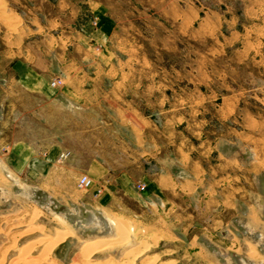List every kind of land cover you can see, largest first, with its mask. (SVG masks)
Segmentation results:
<instances>
[{"label":"rangeland","instance_id":"obj_1","mask_svg":"<svg viewBox=\"0 0 264 264\" xmlns=\"http://www.w3.org/2000/svg\"><path fill=\"white\" fill-rule=\"evenodd\" d=\"M80 3H87L90 12L77 16ZM244 3L249 4L248 15H258L247 17L248 29L264 25V0L259 5L251 4L253 0H0V67L6 60L22 58L24 48L34 45L55 47L57 53L71 57L86 56L93 48L114 52L126 83L119 86L124 107L130 109V103L152 109L148 119L156 127L169 126L171 136L179 131L183 147L190 146L193 154L211 164L219 161L214 154H231L241 172L248 168L252 173V181L246 182L248 203L259 219L258 225L250 226L248 208L239 202L228 228L215 231L226 241L224 246L205 237L196 240L201 247L191 243L197 231L193 226L181 237L167 226L162 232L159 221L150 230L145 222L156 220L137 198L144 191L136 186L143 183L139 182L143 169L130 162L125 149L122 169L133 175L130 187L135 194L120 192L122 213L106 215L113 222L106 236L97 234L103 228L97 208L71 205L47 188H38L36 181L7 175L8 181L0 185V264H75L84 244L96 239L92 248L114 245L85 256L87 263L235 264L232 254L251 261L262 257L264 38L258 43L246 32L240 37L246 24ZM103 18L109 20L111 36L98 41ZM230 31L235 32L228 38ZM2 74L10 76L8 71ZM60 74L57 69L54 77ZM24 95L0 133L7 142L47 139V117L37 124L32 98ZM5 112L6 107L0 109V116ZM122 132L129 138L128 130ZM62 233L67 238L59 241Z\"/></svg>","mask_w":264,"mask_h":264},{"label":"crops","instance_id":"obj_2","mask_svg":"<svg viewBox=\"0 0 264 264\" xmlns=\"http://www.w3.org/2000/svg\"><path fill=\"white\" fill-rule=\"evenodd\" d=\"M262 1L253 0L251 4L259 5ZM244 7L246 24H242L240 37H245L246 32L257 37L259 43L264 38V25L258 23L250 31L247 17L253 15H248V3ZM87 11L90 12V6L80 3L77 16ZM86 17L82 19L84 24ZM107 21L103 18L102 30L97 29L98 41L111 36ZM234 32L226 37H232ZM24 51L22 58L6 60L0 67V109L6 107L5 114L0 116V133L9 124V114L19 108L18 101L26 94L32 98L36 123L47 117L48 136L32 144L24 140L7 142L0 136L1 186L8 181L7 175L17 181H36L38 188H47L50 195L64 198L71 205L97 208L101 222L108 220V230L102 222V231L97 234L106 236L112 231V221L106 215L122 213L120 192L135 194L130 187L133 175L122 169V150L126 149L130 162L143 169H139V182L145 188L137 198L143 199L151 220H156L153 224L145 222L150 230L159 221L162 232L167 226L168 230L179 232L176 237H181L193 226L197 231L191 243L201 247L196 240L205 237L224 246L226 241L217 237L215 231L228 228L239 202L248 208L250 226L259 224L258 211L248 203L246 182L252 181L249 169L241 172L231 154H214L219 161L211 164L207 158L193 154L190 146L183 147L184 137L179 131L171 136L169 126L156 127L148 119L153 116L152 109L130 103V109L124 107L119 86L126 83L120 76L114 52L107 54L102 48H93L86 56L71 57L64 51L57 53L55 47L36 45L25 47ZM94 53L98 55L94 57ZM57 69L61 84L52 87L50 81ZM6 71L9 77L2 74ZM122 130H128L129 138ZM81 174L92 179L91 187L77 188ZM260 255L257 261L239 254H232V258L235 264H264V254Z\"/></svg>","mask_w":264,"mask_h":264},{"label":"bare ground","instance_id":"obj_3","mask_svg":"<svg viewBox=\"0 0 264 264\" xmlns=\"http://www.w3.org/2000/svg\"><path fill=\"white\" fill-rule=\"evenodd\" d=\"M33 214V213H32ZM102 222H103V224L105 225V228H106V230H108V220H102ZM113 223V222H112ZM66 235L67 234H61L60 236H57V237H59V241H62L65 237H66ZM67 238V237H66ZM116 239V238H115ZM100 240V239H99ZM103 240V239H102ZM113 240V239H112ZM98 240L96 239V240H94V241H90V242H88V243H86V244H84V247L82 248V250L80 251L81 253H80V255H79V262H76L75 264H92V263H87L86 261H87V258H89V257H85V256H87V255H89L90 253H92V252H95V251H97V250H99V249H102V247H108V246H110V245H114V244H112V243H108V244H105V245H103L102 247L100 246H98L97 248H92L91 246H92V244H95L96 242H97ZM122 242V241H121ZM120 242V243H121ZM142 242V241H141ZM55 244H56V242H54ZM53 243V244H54ZM119 243V242H118ZM52 244V245H53ZM49 245V244H48ZM140 245V244H139ZM145 245V244H144ZM14 246V245H13ZM97 246V245H96ZM30 247V246H29ZM144 247V246H143ZM13 248V247H12ZM109 248H111V247H109ZM26 250H28V249H26ZM7 251V250H6ZM25 251V250H24ZM26 252V251H25ZM134 252V251H133ZM136 252V251H135ZM26 253H28V252H26ZM132 254V253H131ZM125 255V254H124ZM126 256V255H125ZM23 257V256H22ZM23 258H25V257H23ZM40 261V260H39ZM75 262V261H74Z\"/></svg>","mask_w":264,"mask_h":264},{"label":"built area","instance_id":"obj_4","mask_svg":"<svg viewBox=\"0 0 264 264\" xmlns=\"http://www.w3.org/2000/svg\"><path fill=\"white\" fill-rule=\"evenodd\" d=\"M61 84V78L60 77H54L50 81V85L52 87H55L57 85ZM93 185L92 179L86 175V174H81L76 182V186L80 189H86L89 188ZM139 190H143L145 188L144 183H140L136 185Z\"/></svg>","mask_w":264,"mask_h":264}]
</instances>
